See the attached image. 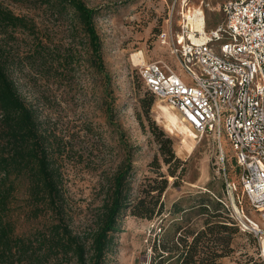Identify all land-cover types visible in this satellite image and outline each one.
<instances>
[{
	"label": "rangeland",
	"instance_id": "rangeland-1",
	"mask_svg": "<svg viewBox=\"0 0 264 264\" xmlns=\"http://www.w3.org/2000/svg\"><path fill=\"white\" fill-rule=\"evenodd\" d=\"M83 1L96 9L94 25L107 77L98 71L86 36L70 12L53 13L48 0H0L35 24V34L19 30L7 43L16 57L11 76L20 95L57 138L55 156L63 172L74 230L81 231L93 221L112 176L126 159L131 162L127 175L130 198L154 184L156 170L166 175L167 186L161 195L164 212L152 219L125 212L105 255V264H146L155 254L152 229L160 218L164 224L160 238L166 232L173 234L172 223L177 221L169 212L173 202L189 208L202 196L228 200L234 193L229 195L226 190L212 134L198 140V133L155 97L146 106L149 94L139 75L141 62H134L132 55L141 51L145 62L168 61L190 83V76L169 49L180 29L181 11L202 4L204 27L209 30L221 22L219 5L224 0ZM225 110L222 106V119ZM154 127L171 140V149L180 160L174 176L163 162ZM220 142L227 158V178L237 185L234 151L224 131ZM245 214L264 231V221L255 212ZM187 218L191 228L202 227L204 215L195 209L177 219L185 224ZM29 226L32 223H23L21 230ZM230 247L232 251L220 258L223 264H244L248 259L264 264V233L258 237L237 229Z\"/></svg>",
	"mask_w": 264,
	"mask_h": 264
},
{
	"label": "trees",
	"instance_id": "trees-1",
	"mask_svg": "<svg viewBox=\"0 0 264 264\" xmlns=\"http://www.w3.org/2000/svg\"><path fill=\"white\" fill-rule=\"evenodd\" d=\"M48 3L55 14H72L86 36L98 71L107 77L101 40L94 25L96 9L83 0ZM19 30L33 35L35 24L0 2V264H105L113 233L119 231L125 212L146 219L164 212L161 195L167 186L166 175L156 170L154 184L130 198L127 175L131 162L126 159L112 176L93 221L81 231L74 230L63 172L55 156L57 138L43 126L37 111L20 95L11 76L16 57L7 43ZM145 90L149 94L148 107L155 96ZM153 130L167 171L174 176L180 160L171 149V140L157 127ZM235 166L239 176L240 167L236 162ZM234 191V202L247 210L248 202L239 183ZM213 197L202 196L189 208L173 202L169 210L177 220L172 223L173 234L166 232L160 238L164 226L160 218L152 229L151 248L155 254L152 262L147 260L146 264H223L220 258L232 251V235L241 229L231 215L230 198ZM194 209L204 215L199 229L187 225L189 218L185 224L178 220ZM23 223L32 226L21 230ZM244 264L255 262L248 259Z\"/></svg>",
	"mask_w": 264,
	"mask_h": 264
},
{
	"label": "built area",
	"instance_id": "built-area-1",
	"mask_svg": "<svg viewBox=\"0 0 264 264\" xmlns=\"http://www.w3.org/2000/svg\"><path fill=\"white\" fill-rule=\"evenodd\" d=\"M219 8L221 22L202 32L181 11L180 29L169 49L190 83L163 60L140 63L139 75L155 98L198 133V140L205 134L215 137L224 174L227 158L220 139L225 132L248 202L246 210L230 198L231 215L241 230L260 237L264 231L245 213L255 212L264 221V0H224ZM225 186L229 195L236 189L227 178Z\"/></svg>",
	"mask_w": 264,
	"mask_h": 264
},
{
	"label": "bare ground",
	"instance_id": "bare-ground-1",
	"mask_svg": "<svg viewBox=\"0 0 264 264\" xmlns=\"http://www.w3.org/2000/svg\"><path fill=\"white\" fill-rule=\"evenodd\" d=\"M188 11V15L192 23V28H195L196 30L202 32L204 27V13L202 8L200 6H196V8H189ZM193 40H195V37H193ZM132 56L134 62H136L137 64L138 62H145V56L141 51L134 53ZM158 100L164 102V100L161 98ZM262 257H264V253H262Z\"/></svg>",
	"mask_w": 264,
	"mask_h": 264
}]
</instances>
